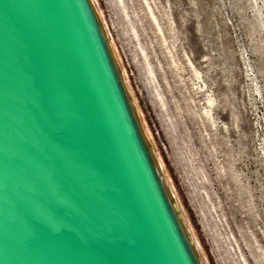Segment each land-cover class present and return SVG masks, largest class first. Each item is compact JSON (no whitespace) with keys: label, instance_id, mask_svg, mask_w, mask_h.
<instances>
[{"label":"water","instance_id":"obj_1","mask_svg":"<svg viewBox=\"0 0 264 264\" xmlns=\"http://www.w3.org/2000/svg\"><path fill=\"white\" fill-rule=\"evenodd\" d=\"M0 264H202L91 0H0Z\"/></svg>","mask_w":264,"mask_h":264},{"label":"rangeland","instance_id":"obj_2","mask_svg":"<svg viewBox=\"0 0 264 264\" xmlns=\"http://www.w3.org/2000/svg\"><path fill=\"white\" fill-rule=\"evenodd\" d=\"M202 264H264V0H91Z\"/></svg>","mask_w":264,"mask_h":264},{"label":"bare ground","instance_id":"obj_3","mask_svg":"<svg viewBox=\"0 0 264 264\" xmlns=\"http://www.w3.org/2000/svg\"><path fill=\"white\" fill-rule=\"evenodd\" d=\"M193 242H194V245H195V247H196V249H197V245H196V243H195V241L193 240ZM198 250V249H197Z\"/></svg>","mask_w":264,"mask_h":264}]
</instances>
